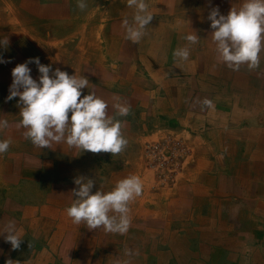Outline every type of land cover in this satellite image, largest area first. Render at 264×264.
<instances>
[{"label":"crops","instance_id":"1","mask_svg":"<svg viewBox=\"0 0 264 264\" xmlns=\"http://www.w3.org/2000/svg\"><path fill=\"white\" fill-rule=\"evenodd\" d=\"M21 2L23 1L20 0L19 3ZM147 3L149 5L148 0ZM72 5L69 0H34L31 10L21 6L17 9L22 10L29 19H32V24L27 25L28 27L24 26L23 29L30 30L36 51L39 53L42 51V54H38L42 62L47 59V52L42 48L38 49L42 42L39 40L45 38L44 31L48 34L54 24L63 22L69 27V19L73 16L72 9L74 10ZM149 10L151 11L150 6ZM210 10L211 7L198 12L207 17ZM80 12L77 10V13ZM89 12L91 19L89 17L83 20V23L78 22L74 25L76 29L84 27L83 30L86 31L92 27L96 29L91 43L101 46L97 57L104 62L97 60L96 65L91 69L92 79L100 83L104 73H111L110 82L115 88L107 96L101 95L100 98L108 104L109 115L115 114L111 104L116 103L118 97H123L127 105H130L127 116L117 117L124 124L122 131L128 140L126 149L115 156H111L110 153L90 152L91 158L98 160L93 169L95 177L91 179H98L105 172L100 173L101 167L105 166L111 171L108 176L113 183H116L120 179L117 178L120 176L119 171L128 167L135 174L134 167L137 165V176L141 178L143 185H148L151 189L152 175L143 167L141 151L145 142L165 131H182L184 138L192 140L193 143L195 140L198 141L201 148L195 146L196 160L180 179L178 188L175 187L178 192V207L169 203L156 206L160 203L154 201L151 206L146 204V209L134 206L135 211L133 216H130L131 223L140 222L137 216L139 211L154 212L155 214L151 216L147 214L145 220L153 229L159 218L164 221V227H160L156 232L149 228L144 231L140 229L139 232L145 235L142 247L138 245L137 234L132 230L128 231L121 239L127 244V252L124 250L123 254H118L122 246L113 245L114 254L104 253L111 255L110 264H121L124 257H127V261L122 264H264V205L261 208L262 213L254 210V204H248L246 207L241 205L248 191L254 197L264 198V194L262 197L257 194V188L264 187L262 180L264 141L260 137L248 134L249 131L245 128L252 121L258 127L264 125V113H259L263 107L254 104L262 97L260 91L264 94V83L257 82L259 74H264L262 69L264 64L258 67L262 69L259 72L258 69L253 71L242 65L238 71L232 70L227 80L223 78L225 66L212 70L209 65L206 70L198 71L197 65L193 69L187 68L188 62L183 64L185 67H181L180 62L186 61L174 59L176 43L173 40L162 39L158 35V30L149 33L147 28L146 35L139 43L123 38L125 29L122 21L128 19L131 22L134 15V9L127 7V0H92ZM44 13L46 15H43ZM52 13L55 15L63 13V15L60 18L50 19ZM149 24L158 27L156 22L150 21ZM184 24L181 39L186 41L184 37L190 32ZM8 28L12 30V27ZM191 28L200 38V42L191 45L188 60H199L202 55V46L199 44H204L208 48L214 45L206 34L211 27H204V31L199 33V26L195 23ZM172 33L176 34L177 31L173 30ZM36 37L40 39L36 41ZM123 42L126 45L121 44ZM44 45H49L48 39L44 41ZM109 45L113 47L112 51L114 48H123L119 50L122 51L119 61L116 51L113 52L114 57L107 54L105 47ZM71 46L72 44L66 42L63 49L71 51ZM21 54L18 53L17 56ZM80 55L86 56L87 60L89 58L83 50ZM260 56L261 62L264 60V51ZM0 59L4 60V57L0 56ZM217 59L218 62L223 63L220 57ZM7 60L9 61V58ZM1 71L3 69L0 68V73ZM246 71L248 79L244 74ZM249 73L250 75L255 73L257 77H251ZM249 81H254V84L251 86L246 84ZM117 86H122L123 90L119 91ZM88 89L102 90V94L109 90L105 86H96V88L90 86ZM3 95L4 93L0 91V100ZM17 122H10L9 126L13 127ZM7 129L0 131V140H6L4 137H8ZM11 139L18 143L13 142L7 152L0 154V190L4 189V186H9L12 192L21 197L31 194L30 188L26 186L32 183L31 195L36 192L37 201L32 202L35 197H30L25 202L29 214L22 213L20 217L23 215L29 224L33 223L35 229L39 231H51V228L47 227L53 223L51 218L57 217L55 212L58 208L68 207L61 205L64 204V200L57 201L52 199V196L60 193L61 190L76 187L74 180L78 177L75 174L79 170L84 172L87 169L88 163L82 162L86 157H80L78 160L73 156L75 154H71L73 149H69L66 144H53L49 149L37 148L21 133ZM243 150L246 153H243ZM232 158L238 159L239 163L238 166L232 164L229 168L228 163ZM245 166H249L254 175L242 182L240 174ZM46 169L50 171L42 177V181L39 173L46 172ZM61 171L62 173L57 175ZM233 171L236 173L234 174ZM35 174H38L37 181L30 182L32 175ZM54 187L58 189L55 192H53ZM170 206L175 209L170 211L168 209ZM225 206H231L233 209L227 210ZM38 207L43 208L39 216L35 215ZM157 207L160 210H157ZM45 220L49 222H43ZM41 224L46 227L42 226L41 229ZM3 229L0 222V231ZM155 233H161L162 237L159 239ZM131 235L136 236V239H132ZM54 238L60 239L58 236ZM36 245L39 244L26 240L25 243H21L18 250H12L10 243H6L3 236H0V264H5L8 259L18 261L19 264H74L72 261L76 257H79V264H94L93 257L90 258L82 251L79 253L78 249H75L67 259L66 251L61 253L49 245L38 247ZM40 246L43 248L40 249ZM89 249L93 250V248ZM83 250L86 251L88 248ZM100 258L104 260L100 264H109L101 253Z\"/></svg>","mask_w":264,"mask_h":264},{"label":"clouds","instance_id":"2","mask_svg":"<svg viewBox=\"0 0 264 264\" xmlns=\"http://www.w3.org/2000/svg\"><path fill=\"white\" fill-rule=\"evenodd\" d=\"M76 7L85 10L86 0H77ZM127 7L134 9V15L131 22L122 21L125 39L139 43L154 16L146 0H127ZM207 19L211 22L215 51L227 67L233 71H238L242 65L250 70L259 67L260 53L264 51V0H244L238 10L232 8L226 16L213 7ZM181 23H186L190 32L184 39L189 45L197 44L200 38L190 29L189 22L184 18ZM8 43L7 37L0 39V47L6 48ZM189 55L187 46L173 52L177 61H187ZM4 62L0 59V63ZM30 63L38 68V80L30 75ZM11 76L6 101L18 97L20 119L16 128H23L24 138L35 147L49 149L53 144H66L69 149L110 153L111 156L126 149L124 124L117 117L127 116L130 105L117 101L112 106L115 114L109 115L108 104L95 93L89 92L81 98V90L90 85L86 77L69 75L59 68L52 70L51 65L40 64L39 58L17 65ZM8 127L9 122L0 119V131ZM10 143V140H0V154L8 151ZM95 183L94 179L82 176L74 180L76 187L71 191L74 198L65 209L66 216L73 224L83 223L92 230L102 228L107 233L126 234L131 223L129 203L143 191L141 178L129 175L117 181L111 191L98 190L91 194ZM0 236L10 243L12 250H18L24 241L12 221L0 231ZM5 264L19 262L8 259Z\"/></svg>","mask_w":264,"mask_h":264},{"label":"bare ground","instance_id":"3","mask_svg":"<svg viewBox=\"0 0 264 264\" xmlns=\"http://www.w3.org/2000/svg\"><path fill=\"white\" fill-rule=\"evenodd\" d=\"M20 0H0V39L7 37L8 39V46L5 47H0V56L1 58L4 57V63H0V68L3 69L0 73V91L4 93L2 96V100H0V119H6L9 123L14 122V121H19V107H18V97L13 98L10 101H6V97L9 95V87L12 83V76L11 72L14 67H16L19 64L24 63L25 61L29 59H34V58H39L38 54H42V51L37 52L36 51V45L33 44L32 38L30 37V30L23 29L24 26L31 25L32 24V19H29L26 14L23 13L22 10H17L20 9V6L22 8H28L32 9V3L28 2L27 0H22L23 2L19 3ZM49 1V0H48ZM73 4L72 6L74 7V10L72 9V18L70 20V25L69 27L66 26L65 24H54L56 25L55 27H50V31L48 34L44 31L45 38L40 39L36 37V41L39 40L40 47L44 49L47 53V59L42 62L40 60V64L48 66L51 65L52 70H55L59 68L61 71L67 72L69 75H74L76 74L77 76L82 75L86 77L90 83V86H93V88H96V86H105L107 90L102 94V90L100 91H92L88 88L82 89V95L81 98H83L84 95H87L89 92L90 93H95L97 97H101V95L107 96L109 92L114 91L115 88L111 85V73H104L101 79L102 84L96 82L95 80L92 79V71L91 69L96 65L97 60L99 62H104L101 61L97 57L98 50L100 49L101 46L91 43L93 39V35L95 34L96 29L93 27L91 29L83 30L84 27H81L80 29H76V23L80 22L83 23V20L86 19H91V12L89 10L91 9V4L92 0H86L87 3V8L83 11L80 12V10L76 7L77 5V0H69ZM147 2V0H146ZM149 6L151 7V12L154 16L152 22L158 23V27H155L154 25L149 24L148 25V30L149 33H152L154 30H158V35L162 39H168V40H173V42L176 43V48H182V47H189V51L191 49V45L186 43L183 39H181V32L183 31V23L181 21L184 20V18L189 22V27L191 28V25L193 23L196 24V26H199L198 33L204 31V27L210 26L211 22L205 17L204 15L199 14L198 11H204L208 10L209 7L213 8H218L219 13L221 15H227L228 12L232 9H239L241 5L243 4L244 0H148ZM71 6V7H72ZM77 10H79L80 13H77ZM196 11V13H195ZM158 12V13H157ZM43 15H46L45 13ZM52 18H60L63 13H57L51 14ZM47 16H49L47 14ZM60 22V21H58ZM180 22V23H178ZM72 23V24H71ZM186 29H189L188 26H186V23L184 24ZM8 27H12V30H10ZM28 27V26H27ZM33 30V29H32ZM176 30L177 33L173 34L172 31ZM212 29L209 28V30L206 31V34L211 38V43H213L212 40ZM33 32H35L33 30ZM125 39V36H123ZM48 39V46L44 45V41ZM126 40V39H125ZM66 42L68 44H72V50L66 51L63 49L64 46H66ZM200 42V41H199ZM202 43V42H201ZM57 44V45H56ZM90 44V45H89ZM123 45H126V43H121ZM211 44V45H212ZM202 46L201 51V59H191L187 60L186 62H180L181 67L184 66L182 63H188L189 67L187 68H194L197 65L198 71L202 69L201 67V61L205 64V67L203 70H206L207 67L210 65L211 69L214 70V68L220 67V66H225L224 73H223V78L227 80L229 76L231 75L232 69L227 67L224 63L218 62L219 59H217L218 54L215 51V44L211 46V48H208L204 44H199ZM209 46V45H208ZM108 51L107 54L112 55L113 57L115 56L113 52H117L116 56L119 61V56L122 54L119 50L121 49H116L114 48V51H112V48L110 45L105 47ZM119 48V47H118ZM126 49V46H124ZM63 49V50H62ZM205 49H208V51H204ZM53 50V51H52ZM82 50L85 52V54L89 55V58L87 60L86 56H81L80 53ZM52 51V52H51ZM54 52V53H53ZM71 52V53H68ZM18 53H22L21 56H17ZM201 53V52H200ZM16 54V55H15ZM27 55V57H26ZM263 55V54H262ZM261 55V56H262ZM260 56V57H261ZM25 57V58H23ZM9 58V61L7 60ZM263 59V56H262ZM105 64V63H104ZM264 64V60L260 62V65ZM259 65V66H260ZM28 67L30 68L31 72L30 75L34 80H38L39 78V72L36 64L30 63L28 64ZM185 67V66H184ZM200 69V70H199ZM259 71H262L264 69V66H262V69L256 68ZM253 71L255 69H252ZM234 73V72H233ZM214 74V73H213ZM245 77L248 79V73L247 71L244 72ZM94 75V74H93ZM233 75V74H232ZM214 76V75H213ZM249 76L251 77H257V75L252 74ZM105 77V78H103ZM107 77V78H106ZM215 77V76H214ZM243 77V76H242ZM245 78V79H246ZM244 79V80H245ZM253 80V79H250ZM238 81V80H237ZM245 82V81H244ZM254 81H249L246 84L253 85ZM257 82L263 84L264 83V77H262V74H259V78ZM234 84V83H233ZM96 85V86H95ZM234 87V86H233ZM257 87V86H256ZM116 88L119 89V91L123 90L122 86H117ZM245 88V87H244ZM234 90V89H233ZM246 90V89H245ZM258 90V89H257ZM263 92V91H260ZM259 93V92H258ZM239 100V99H238ZM118 101L121 103L127 104L126 101H124L123 97H118ZM113 106V104H111ZM70 115V114H69ZM9 131L8 134H6L8 137L6 140H10L11 143L10 145H13L14 143H18V141H12L11 137H15V135H20V133L23 135V132L25 131L23 128L17 129L16 125L15 126H9L8 129ZM218 135V134H217ZM244 136H241L243 138ZM260 137L264 141V136L261 134V136H256ZM220 138V137H219ZM219 140V139H218ZM29 141V140H28ZM242 143V142H241ZM221 146V145H220ZM197 148H200L199 146H196ZM194 148V150L196 149ZM201 149V148H200ZM240 151V150H238ZM243 153H246L245 150L242 151ZM241 153V154H243ZM71 154L74 157H76L78 160H80V157H86L85 159L82 160V162H87L88 167L87 169L82 172L79 170L75 175L76 177H85L88 179L94 178V166L97 164V159H92L90 156V152L84 151L80 152V150L77 149L71 150ZM262 154V153H261ZM244 155V154H243ZM66 157V156H65ZM46 161V160H45ZM49 163V162H48ZM238 159L232 158L228 166L229 168L232 167V164L234 166H238ZM45 164V163H44ZM253 164V163H251ZM256 165H258L256 163ZM108 166V165H106ZM105 167V166H104ZM138 167L135 165L134 168ZM60 169V166H59ZM228 169V168H227ZM247 169V170H245ZM49 169H46V172L41 171L39 173L40 178L44 177L46 174L49 173ZM133 171V170H132ZM123 172L127 173V175H132L130 173L129 168H125ZM61 172L57 173V175L61 174ZM235 174L236 171H233ZM38 174L32 175L31 181H37L36 178ZM120 175V174H118ZM136 175V174H134ZM254 175V172L249 166H245L244 169L242 170V173L240 174V181L245 182L244 179L248 178L249 176ZM121 176V175H120ZM120 176L117 178L119 179ZM263 178V177H262ZM261 178V179H262ZM123 178H120L121 180ZM236 179V177H235ZM43 181V178L41 179ZM106 179L104 178H98L95 179V184L92 189L91 194H95L96 191L100 190L102 186H106L105 190L106 192L111 191L115 184H113L112 180L109 178L108 182L104 181ZM118 180V181H119ZM264 180V178L262 179ZM15 184V183H12ZM31 185H27L26 187L30 188L31 194L33 190L31 189ZM244 187L243 185H241ZM112 187V188H111ZM75 187L71 189H67L52 196V199L59 201L60 199L64 200V204L61 205H68V207L71 205L73 201V196L71 194V191ZM249 189V188H247ZM57 188H53V192L57 191ZM228 192V191H227ZM211 193V192H210ZM31 194H26L22 195L21 197H18L17 194L12 192V190L9 188V186H4V189L0 190V222H1V227L4 228L5 225L9 222L12 221L15 223L17 229L21 232L22 239L24 240L22 242L25 243L26 240L34 241V243L39 244V245H49V247L53 248L55 251H59L61 253H64L66 251V256L67 259L71 256V254L75 251V249H78L77 251L80 253V251L87 253L90 258L93 259L94 264H100L102 261L100 258V253L107 259L108 263L110 264L112 261L111 255H104L106 252H110L111 254H114L113 252V245H119L122 246V250L118 254H123L122 252L125 250L127 252V244L125 241L121 240L123 235L121 234H112V233H107L105 232L102 228L92 230L86 227V225L79 224H73L71 222V219L68 218L65 214V209L67 206H65L63 209L58 208L56 218H51L53 220V223H50L49 226L47 227L48 229L51 228V231H39L35 229L34 224L31 223L29 224V221L26 220L23 215L20 217V214H26L29 211L26 210V203L30 197L34 196L35 199L32 202L37 201V193L35 192L33 195ZM257 194L262 197L264 194V187L263 188H257ZM42 195V193H41ZM142 196L136 197L133 201L129 203V216H133V213L135 211L134 206L137 205L139 207L145 206L146 203V197H149L147 195V190L143 189L142 191ZM207 197V196H206ZM216 199V198H215ZM149 201V199H148ZM164 203H169L170 205L176 204V207H178V200H171V198H167L164 200ZM163 203V204H164ZM253 205L254 204V210H256L258 213H262L261 208H263L264 205V198L259 199L258 196L254 197L251 192L248 191V194L244 197V200L242 201L243 206L246 207V205ZM60 205V206H61ZM161 205L157 204L156 206ZM227 210H232L233 208L231 206H225ZM50 207H48L49 209ZM28 209V208H27ZM41 207H38V210L36 211L35 215L39 216V212L41 211ZM55 209V208H54ZM145 209V208H144ZM170 211H173L175 208L170 206L168 208ZM178 209V208H177ZM260 209V210H259ZM51 210V209H49ZM157 210H160L157 207ZM154 215V212H149L145 213L143 211H139L137 213L138 219L140 222H133L130 223L129 230L134 231L137 234V241L138 245L142 247L144 245V239L145 235L139 232L140 229L143 231L146 228L152 229L151 225L145 220L146 215ZM192 214V213H191ZM20 219H19V217ZM220 217V215H219ZM37 221V220H36ZM35 221V222H36ZM49 222V220H45L43 222ZM34 222V223H35ZM219 222V221H218ZM218 225V224H217ZM41 229L42 226L46 227V225L41 224ZM164 227V221L158 219L155 222V226L152 230L155 232L160 229V227ZM220 226V225H219ZM30 228V230H29ZM47 229V230H48ZM127 231V232H128ZM163 231V229L161 230ZM160 232V231H159ZM216 233V232H215ZM156 234V233H155ZM158 234V235H157ZM156 236L159 237V239L162 237L161 233H157ZM54 236H58L60 239L54 238ZM98 236V237H96ZM152 236V235H151ZM62 237V239H61ZM132 239H136V236H132ZM140 240V241H139ZM134 244V243H132ZM247 244V242H246ZM39 245H36L37 247ZM4 245H2L3 248ZM43 247L40 246V249ZM83 248H88V250H83ZM89 248H93V250H90ZM139 246L137 247V249ZM263 248V247H262ZM135 249V251L137 250ZM238 251V250H237ZM90 252V253H89ZM261 252V251H260ZM125 255V254H124ZM240 255V254H239ZM74 256V255H73ZM85 256V254H84ZM127 259V257H124ZM79 257H76L75 260H71L72 263L74 264H79L80 262L78 261ZM85 259V257H84ZM70 260V259H69ZM124 262V261H123ZM122 264V263H121Z\"/></svg>","mask_w":264,"mask_h":264},{"label":"rangeland","instance_id":"4","mask_svg":"<svg viewBox=\"0 0 264 264\" xmlns=\"http://www.w3.org/2000/svg\"><path fill=\"white\" fill-rule=\"evenodd\" d=\"M27 1L32 3L34 0ZM38 49L40 48L38 47ZM111 65L113 66V63ZM201 67L202 69L205 67V64L202 61ZM262 77H264V74H262ZM261 95L262 97L258 100V103L255 101L254 104L262 106L263 108L261 111L259 110V113H264L263 92H261ZM255 112H257L256 109ZM245 128L249 131H245V133L248 132V134L250 133V135L254 136H261L262 134L264 136V125H260V127H258L252 121ZM199 145V142H196V140L193 143L192 140L190 141L188 138H184L182 131H165V133H161L154 139L143 144L141 151L143 167L152 175L151 189H149L148 185H143V189L147 190V195L149 196L146 197V203L144 206L145 209L146 204H149L150 206L151 204H154L152 201L163 204L166 197L168 199L171 198V200H178V192L176 191L178 188L177 186L190 165H193L195 162L197 150H194V148L195 146ZM160 163H163L164 165L162 167H157V165ZM125 168H123V170ZM129 169L130 173L134 175L132 169ZM123 170L119 171V174L121 175L120 178L128 177L127 173L123 172ZM103 171L105 172L99 178H104L106 179L104 181L108 182V179L110 178L108 175L111 171L108 168L102 166L100 173ZM134 171L137 176L138 167L134 168ZM105 188L106 186H102L100 191L106 192ZM148 190L150 191L148 192ZM141 196L142 195H140V197ZM125 261H127L126 258H124V262Z\"/></svg>","mask_w":264,"mask_h":264},{"label":"built area","instance_id":"5","mask_svg":"<svg viewBox=\"0 0 264 264\" xmlns=\"http://www.w3.org/2000/svg\"><path fill=\"white\" fill-rule=\"evenodd\" d=\"M164 164L163 163H160L157 165V167H162Z\"/></svg>","mask_w":264,"mask_h":264}]
</instances>
